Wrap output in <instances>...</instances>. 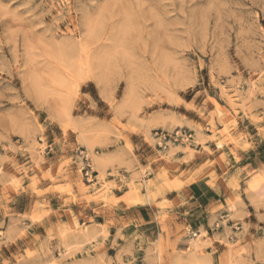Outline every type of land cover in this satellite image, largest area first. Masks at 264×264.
<instances>
[{
	"label": "rangeland",
	"instance_id": "obj_1",
	"mask_svg": "<svg viewBox=\"0 0 264 264\" xmlns=\"http://www.w3.org/2000/svg\"><path fill=\"white\" fill-rule=\"evenodd\" d=\"M0 264H264V0H0Z\"/></svg>",
	"mask_w": 264,
	"mask_h": 264
}]
</instances>
